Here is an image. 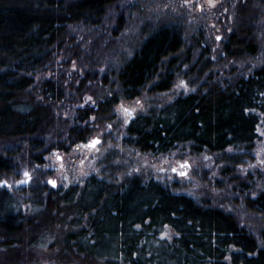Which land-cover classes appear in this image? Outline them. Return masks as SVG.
Masks as SVG:
<instances>
[{"label":"trees","instance_id":"16d2710c","mask_svg":"<svg viewBox=\"0 0 264 264\" xmlns=\"http://www.w3.org/2000/svg\"><path fill=\"white\" fill-rule=\"evenodd\" d=\"M116 1L0 0V264L38 261L31 247L54 232V226L66 223V216L69 230L59 242L65 249L43 264H264V246L233 214L219 206L201 205L153 178L132 175L113 184L91 174L82 186L50 189L31 214L2 183L14 165L11 157L21 154L35 170L30 172L32 178L43 184L38 166L44 164L45 139L55 123L52 106L62 98L64 88L45 78L32 92L34 72L49 62L59 46L80 51L82 43H76L68 30L101 25ZM236 6L237 24L230 33L223 31L222 40V50L234 60L258 53L252 28L254 16L264 10V0H242ZM121 22L120 16L119 28ZM261 42L264 47V37ZM194 45L202 48L199 40ZM184 48L182 34L171 25L148 34L116 72L121 96L135 98L146 87L167 90L181 63L191 58ZM210 66L207 58L190 70L202 78ZM118 97L106 95L97 108L79 109L80 120L111 108ZM259 124L264 128V52L263 62L249 73L200 86L132 116L124 142L157 153L189 143L194 152H220L222 160L235 165L240 163L237 153L254 147ZM76 129L77 138L85 136L86 127ZM227 148L238 152L225 154ZM224 170L232 173L228 166ZM247 202L264 215V189ZM261 236L264 239V230Z\"/></svg>","mask_w":264,"mask_h":264},{"label":"rangeland","instance_id":"374dc122","mask_svg":"<svg viewBox=\"0 0 264 264\" xmlns=\"http://www.w3.org/2000/svg\"><path fill=\"white\" fill-rule=\"evenodd\" d=\"M241 1L117 0L105 12L101 25L85 24L70 28L69 36L74 37L76 43L83 44L79 47L80 51L68 52L59 46L49 62L35 70V85L29 88L32 92L37 91L39 81L45 78L62 84L64 88V95L52 106L55 123L52 133L45 139L44 164L38 166L42 169L43 184L39 179L32 178L30 172L35 170L29 158L23 155L24 159H21V154L9 156L14 165L9 175L1 179L18 198L23 209L31 214L34 207L43 203L50 189L82 186L91 174L113 184L138 175L143 179L153 178L173 192L189 195L201 205L219 206L229 211L264 246L261 236L264 215L249 207L247 202L264 189L262 124L257 126L258 138L252 150L237 153L236 149L227 148L224 151L225 154H238L240 163L235 165L222 160L220 152H194L189 143L157 153L142 151L124 142L126 124L132 116L157 109L200 86L206 87L249 73L263 62L264 10L260 15L254 14L256 21L252 28L258 53L234 60L222 50L223 31L230 33L237 24L236 4ZM120 16L122 22L119 28ZM165 25L175 27L182 34L184 50L191 53L190 60L185 61L184 55H181L185 62L181 63V69L175 73L174 81L167 90L158 92L146 87L135 98L122 97L116 85V72L148 34ZM194 40H199L202 48H196ZM207 58L211 68L202 78L197 77L190 66L201 64V60ZM113 93L119 95L116 104L80 120L79 109L97 108L98 101ZM78 125L79 128L86 127L82 138L75 136ZM71 135L74 137L70 138ZM227 166L232 169L231 174L224 170ZM239 182L246 183L249 188H244ZM69 220L66 216L63 222ZM66 223L54 226V232H47L31 247L30 252L38 259L31 264L47 263L58 252L62 254L65 248L59 242L69 230ZM22 250L28 251L25 248Z\"/></svg>","mask_w":264,"mask_h":264}]
</instances>
